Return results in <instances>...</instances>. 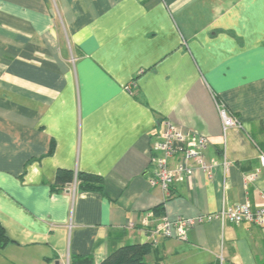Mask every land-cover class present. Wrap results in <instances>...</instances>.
<instances>
[{
  "label": "crops",
  "instance_id": "0c3cea01",
  "mask_svg": "<svg viewBox=\"0 0 264 264\" xmlns=\"http://www.w3.org/2000/svg\"><path fill=\"white\" fill-rule=\"evenodd\" d=\"M218 103L238 125L223 130ZM167 120L207 137L211 176L149 184ZM260 151L264 0H0V264H99L135 244L146 264H263L264 232L246 221L151 233L162 215L263 205L264 174L244 180ZM59 170L103 190L52 193Z\"/></svg>",
  "mask_w": 264,
  "mask_h": 264
},
{
  "label": "built area",
  "instance_id": "2783aa9c",
  "mask_svg": "<svg viewBox=\"0 0 264 264\" xmlns=\"http://www.w3.org/2000/svg\"><path fill=\"white\" fill-rule=\"evenodd\" d=\"M219 104V103H218ZM222 121L223 130L238 125L235 117L230 115L223 105H217ZM209 145L207 137L192 130L185 129L171 121H165L163 130L151 143L153 153L149 160L151 176L148 179L150 185H158L164 191L177 181L183 180L195 169H201L209 176L212 175V167L206 162V150ZM259 167L252 173L244 176L245 183H251L259 174H264V151L258 154ZM174 163V165H172ZM226 164V162H224ZM67 189H71L68 185ZM263 205L253 208L246 201L243 204L233 206L222 205L216 213L199 216L197 218L178 217L169 220L161 217L159 222L151 230L152 235L163 237H174L185 240L187 233L195 225L209 222L215 219L230 224H238L246 221L264 230V194H262ZM150 213H146L142 221L144 227L148 228ZM222 259L220 258V262Z\"/></svg>",
  "mask_w": 264,
  "mask_h": 264
},
{
  "label": "trees",
  "instance_id": "16d2710c",
  "mask_svg": "<svg viewBox=\"0 0 264 264\" xmlns=\"http://www.w3.org/2000/svg\"><path fill=\"white\" fill-rule=\"evenodd\" d=\"M50 152L51 150L49 153ZM73 180L77 182V187L81 191L103 190L102 179L99 176L81 172L74 175L71 171L66 170L57 171L55 183L50 187V190L52 193H61L73 182ZM159 209H161V206H157L153 210L158 213ZM8 242L9 239L5 236L0 225V248L5 246ZM147 252L148 248L146 245L135 244L122 246L110 253L99 264H146L144 258ZM72 264H94V262L88 256H80L73 258Z\"/></svg>",
  "mask_w": 264,
  "mask_h": 264
},
{
  "label": "rangeland",
  "instance_id": "374dc122",
  "mask_svg": "<svg viewBox=\"0 0 264 264\" xmlns=\"http://www.w3.org/2000/svg\"><path fill=\"white\" fill-rule=\"evenodd\" d=\"M263 232H264V230L263 229H261ZM262 262V261H261ZM261 262L259 261V264H261ZM264 264V263H263Z\"/></svg>",
  "mask_w": 264,
  "mask_h": 264
}]
</instances>
